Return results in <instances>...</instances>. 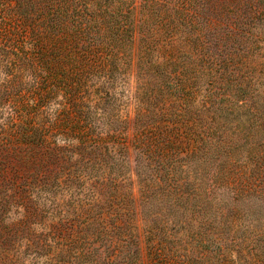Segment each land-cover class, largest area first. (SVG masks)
<instances>
[{
  "label": "trees",
  "instance_id": "trees-1",
  "mask_svg": "<svg viewBox=\"0 0 264 264\" xmlns=\"http://www.w3.org/2000/svg\"><path fill=\"white\" fill-rule=\"evenodd\" d=\"M0 264H264V0H0Z\"/></svg>",
  "mask_w": 264,
  "mask_h": 264
},
{
  "label": "rangeland",
  "instance_id": "rangeland-1",
  "mask_svg": "<svg viewBox=\"0 0 264 264\" xmlns=\"http://www.w3.org/2000/svg\"><path fill=\"white\" fill-rule=\"evenodd\" d=\"M134 78H129L128 84L125 88L124 92V101L127 102L126 106L124 107V115L127 118L131 119L133 116V105H132V92L134 89ZM133 180V194L137 196V186L135 184V178L132 176Z\"/></svg>",
  "mask_w": 264,
  "mask_h": 264
}]
</instances>
